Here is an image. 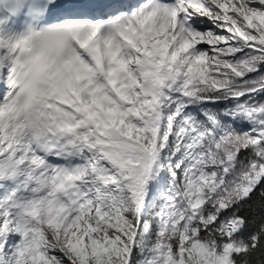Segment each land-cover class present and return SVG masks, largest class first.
Listing matches in <instances>:
<instances>
[{
    "label": "snow or ice",
    "instance_id": "6c2138e0",
    "mask_svg": "<svg viewBox=\"0 0 264 264\" xmlns=\"http://www.w3.org/2000/svg\"><path fill=\"white\" fill-rule=\"evenodd\" d=\"M0 264H264V0H0Z\"/></svg>",
    "mask_w": 264,
    "mask_h": 264
}]
</instances>
